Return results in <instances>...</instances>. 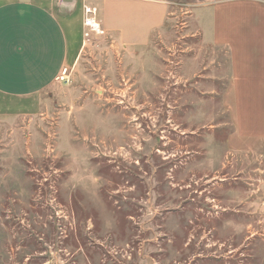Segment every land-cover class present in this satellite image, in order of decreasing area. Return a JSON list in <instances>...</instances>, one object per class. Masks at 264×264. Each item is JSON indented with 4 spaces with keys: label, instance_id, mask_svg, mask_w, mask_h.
I'll return each mask as SVG.
<instances>
[{
    "label": "rangeland",
    "instance_id": "1",
    "mask_svg": "<svg viewBox=\"0 0 264 264\" xmlns=\"http://www.w3.org/2000/svg\"><path fill=\"white\" fill-rule=\"evenodd\" d=\"M88 2L51 4L57 81L0 95V264H264V144L230 140L229 58L191 34L193 0L144 42L111 13L85 37Z\"/></svg>",
    "mask_w": 264,
    "mask_h": 264
},
{
    "label": "crops",
    "instance_id": "2",
    "mask_svg": "<svg viewBox=\"0 0 264 264\" xmlns=\"http://www.w3.org/2000/svg\"><path fill=\"white\" fill-rule=\"evenodd\" d=\"M55 1L0 0V95H38L65 69L73 39L66 16L51 7ZM88 3L101 12L105 31L111 13V30L127 32L131 42L148 41L169 18V0ZM190 9L191 34H199L229 58L224 99L234 122L230 140L264 144V0H193ZM81 20L83 27V12Z\"/></svg>",
    "mask_w": 264,
    "mask_h": 264
},
{
    "label": "built area",
    "instance_id": "3",
    "mask_svg": "<svg viewBox=\"0 0 264 264\" xmlns=\"http://www.w3.org/2000/svg\"><path fill=\"white\" fill-rule=\"evenodd\" d=\"M84 36L89 38L93 35L104 34L101 22L98 20L97 7L85 6L83 10Z\"/></svg>",
    "mask_w": 264,
    "mask_h": 264
},
{
    "label": "bare ground",
    "instance_id": "4",
    "mask_svg": "<svg viewBox=\"0 0 264 264\" xmlns=\"http://www.w3.org/2000/svg\"><path fill=\"white\" fill-rule=\"evenodd\" d=\"M97 12H98V10H97Z\"/></svg>",
    "mask_w": 264,
    "mask_h": 264
}]
</instances>
